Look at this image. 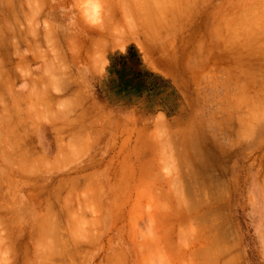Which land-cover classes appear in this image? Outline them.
I'll return each instance as SVG.
<instances>
[{"label":"rangeland","instance_id":"374dc122","mask_svg":"<svg viewBox=\"0 0 264 264\" xmlns=\"http://www.w3.org/2000/svg\"><path fill=\"white\" fill-rule=\"evenodd\" d=\"M167 6L0 17V264H264V49L203 64L212 0Z\"/></svg>","mask_w":264,"mask_h":264},{"label":"crops","instance_id":"0c3cea01","mask_svg":"<svg viewBox=\"0 0 264 264\" xmlns=\"http://www.w3.org/2000/svg\"><path fill=\"white\" fill-rule=\"evenodd\" d=\"M19 1L20 0H0V17L2 15H7V13L13 16V12L18 9L17 4ZM257 1L258 0H212L210 18L207 19L208 28H206V31L203 30L202 32V46L198 44L197 47L198 50L202 49L201 58L203 64L205 61L209 60V53H211V59H213L214 56H221L225 61H228L234 56L235 49H243L245 47L244 49L249 48L251 50V48H253V41L256 43L254 48L259 50L264 49V0H259L258 3ZM252 4L255 6L253 5L252 7ZM256 12H258V16L261 18V20L259 19L257 22L252 20L253 13L256 17ZM254 22L256 23L254 24ZM239 25H243L242 31L237 29ZM253 25L254 28L258 25L262 28L258 30L254 29L253 31ZM205 50L206 52H204ZM224 64L228 65V62ZM210 246L213 251L215 246L212 245V242Z\"/></svg>","mask_w":264,"mask_h":264},{"label":"bare ground","instance_id":"6f19581e","mask_svg":"<svg viewBox=\"0 0 264 264\" xmlns=\"http://www.w3.org/2000/svg\"><path fill=\"white\" fill-rule=\"evenodd\" d=\"M148 1V3L150 4V6H152L155 10H158V11H166V10H168V9H166V7L168 8V4H169V2H171V0H147ZM174 1V0H173ZM177 1V0H176ZM259 1V0H258ZM258 1H257V3H258ZM262 1V0H261ZM246 2V1H245ZM140 5V4H139ZM170 5H172V4H170ZM179 5V4H178ZM253 5L254 4H252V7H253ZM255 6V5H254ZM134 7H135V5H134ZM261 7V6H260ZM152 8V9H153ZM154 9H153V11H154ZM234 10V9H233ZM135 11V10H134ZM172 11V10H171ZM264 11V10H263ZM154 12H156V11H154ZM249 12V11H248ZM251 12H252V10H251ZM153 13V12H152ZM258 15V14H257ZM264 15V14H263ZM165 16V15H164ZM174 16V15H173ZM152 17V16H151ZM167 17V16H166ZM236 17V16H235ZM116 18V17H115ZM164 19V18H163ZM255 20H257V19H255ZM250 21H251V19H250ZM225 22V21H224ZM120 23H121V20H120ZM246 23H248V22H246ZM256 22H254V24H255ZM253 24V23H252ZM111 25V24H110ZM227 25V24H226ZM248 25V24H247ZM112 26V25H111ZM256 26V25H255ZM259 26V25H258ZM249 27V26H248ZM247 27V28H248ZM216 28V27H215ZM228 28V27H227ZM256 28H258V27H256ZM260 28V27H259ZM132 29V28H131ZM231 29V28H230ZM235 31V30H234ZM242 31V30H241ZM254 31V30H253ZM236 32V31H235ZM246 32V31H245ZM109 33V32H108ZM220 33V32H219ZM101 34V33H100ZM121 35V34H120ZM123 36H125V34H123V35H121V37H123ZM255 36V35H254ZM260 36H261V33H260ZM105 37V36H104ZM108 38V37H107ZM124 38V37H123ZM209 39H211V38H209ZM238 42V41H237ZM226 44V43H225ZM249 45V44H248ZM230 46V45H229ZM259 46V45H258ZM245 48V47H244ZM243 48V49H244ZM213 51V50H212ZM213 53V52H212ZM214 56V55H213ZM210 59V58H209Z\"/></svg>","mask_w":264,"mask_h":264}]
</instances>
